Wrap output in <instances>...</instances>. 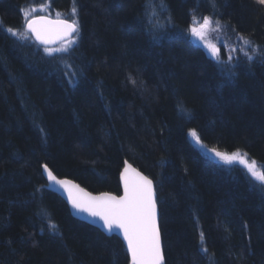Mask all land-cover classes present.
Returning a JSON list of instances; mask_svg holds the SVG:
<instances>
[{
	"label": "trees",
	"instance_id": "obj_1",
	"mask_svg": "<svg viewBox=\"0 0 264 264\" xmlns=\"http://www.w3.org/2000/svg\"><path fill=\"white\" fill-rule=\"evenodd\" d=\"M25 11L76 20V43L48 56L7 33L25 30ZM204 16L222 26L219 59L189 31ZM0 25V264H130L43 174L121 194L125 162L156 181L166 264H264V188L190 135L264 165V5L0 0Z\"/></svg>",
	"mask_w": 264,
	"mask_h": 264
},
{
	"label": "snow or ice",
	"instance_id": "obj_2",
	"mask_svg": "<svg viewBox=\"0 0 264 264\" xmlns=\"http://www.w3.org/2000/svg\"><path fill=\"white\" fill-rule=\"evenodd\" d=\"M257 2L264 5V0H257ZM74 13L75 9H73ZM24 16L27 19L24 31L11 27L4 30L19 40L34 37L38 42L45 45L44 51L48 56H53L59 52H68L71 46L76 43V35L79 34V26L76 20L69 22L58 18L53 21L44 16L28 18L29 13L27 11L24 12ZM221 30L222 26L219 21L209 16L194 17L189 29L191 35L204 42L210 50V54L216 59H219L220 49L216 44L208 43L207 38L210 32ZM53 37L60 41V47L55 49L48 47ZM250 43V41L244 40L245 45ZM235 51V48L229 51V60L233 59L231 52ZM244 55L246 59H252L247 51H244ZM65 75H69V73H65ZM71 75L75 76V73L73 72ZM190 135L195 144L201 148L205 147L195 130H191ZM206 150L224 164L238 162L243 165L247 173L264 188V165H259L255 159H250L247 153L241 152L239 149L231 153L219 151L216 148ZM44 168L50 182L57 183L68 191L69 201L74 208L87 212L93 217H99L109 232L119 230L123 233L128 252L131 255V264H164L161 233L157 223V203L152 180L125 162L124 171L121 173L124 194L116 196L105 192L93 196L79 188L78 185H73L70 181L57 180L47 165H44ZM49 227L55 230L54 225L50 224ZM201 239H203V233H201ZM202 250L207 251L206 249Z\"/></svg>",
	"mask_w": 264,
	"mask_h": 264
},
{
	"label": "water",
	"instance_id": "obj_3",
	"mask_svg": "<svg viewBox=\"0 0 264 264\" xmlns=\"http://www.w3.org/2000/svg\"><path fill=\"white\" fill-rule=\"evenodd\" d=\"M39 16H44L47 19L50 20H57L58 18L61 20H68L66 18H62V17H54L51 15H45V14H38L37 16H33V17H39ZM32 18V17H31ZM69 22H71L72 20H68ZM75 35V34H74ZM34 42H36L37 44H39L41 47L45 48V45L41 44L40 42H38L34 37H32ZM60 46V41L56 40L55 37L52 38V42L48 45V47L54 48V47H58ZM205 147L201 148L202 152L206 155V156H210L212 158H214L215 160H219L218 158H216L210 151H207L206 149H212V147L207 146L205 144H203ZM221 151V150H220ZM127 164L131 165V167L135 170H137L138 172L142 173L144 176H147L150 180L153 181V188H154V192H155V198H156V203H157V223L158 226L160 228V233H161V244H162V252H163V256H164V264H166V257L164 255V246H163V235H162V231H161V224H160V209H159V205L157 202V195L158 192L156 191V181L153 180L152 178H150L144 171L139 170L134 164H131L130 162H127ZM47 168L49 170H51L48 166ZM125 168V166H124ZM124 168L122 169L124 171ZM122 171V172H123ZM51 172L53 173V171L51 170ZM43 174H45L47 183L49 185V188L54 191L55 193H58L59 195H61L63 197V199L66 201V203L68 204V206H70L71 212L73 213L74 216L76 217H80L83 220L87 221L88 223H92L93 225H95L96 227L100 228L101 230H103L105 233L109 234V235H113L116 234L118 237H120L123 242H125L126 247H127V242L125 241L124 237H123V233L119 230H115L112 232H109L104 226H103V221L99 218V217H93L91 215H89L87 212H83V211H79L78 209L74 208L71 204V202L69 201V194L68 191L65 190V188L57 183H52L48 180V176H47V172L45 171V168H43ZM54 176H56L57 180H67L70 181L73 185H78L79 188L83 189L85 192L91 193L93 196L99 195L100 193H105L106 191L100 192V193H96L93 192L91 190L86 189L84 186H82L81 184L77 183L75 180L69 178V177H60L57 174H54ZM120 182L122 183V192L121 194H117V193H113L111 192L113 195L116 196H122L124 194V185H123V181L120 177ZM73 192H75V189H73ZM110 193V192H107ZM130 254V253H129ZM130 259H131V255H130ZM131 264V262H130Z\"/></svg>",
	"mask_w": 264,
	"mask_h": 264
},
{
	"label": "rangeland",
	"instance_id": "obj_4",
	"mask_svg": "<svg viewBox=\"0 0 264 264\" xmlns=\"http://www.w3.org/2000/svg\"><path fill=\"white\" fill-rule=\"evenodd\" d=\"M193 37V39L194 40H196V42L198 41V42H201V43H204V42H202L200 39H198V38H196V37H194V36H192ZM207 42L208 43H211V44H216L217 45V47H219L218 46V44H217V41H216V36H215V34L214 33H209L208 34V38H207ZM203 46L205 45V43L204 44H202ZM60 47V46H59ZM55 48H58V47H55ZM54 48V49H55ZM221 47H219V49H220ZM232 48H234V46L233 45H231V44H229V43H226L225 44V48H224V55H225V57H227L228 56V54H229V51L232 49ZM208 51H209V54H210V50L208 49ZM234 54V52H231V55L232 56H234L233 55ZM211 55V54H210ZM219 57L221 56V51H219ZM212 56V55H211ZM213 57V56H212ZM216 59V58H215ZM249 157V156H248ZM234 163H237V164H239L238 162H234ZM240 165V164H239ZM243 166V165H242ZM254 179V178H253ZM255 180V179H254ZM259 183V182H258Z\"/></svg>",
	"mask_w": 264,
	"mask_h": 264
}]
</instances>
